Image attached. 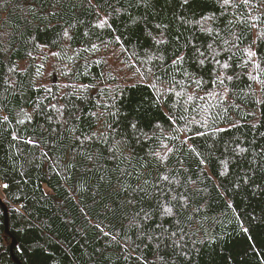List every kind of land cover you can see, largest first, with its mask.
<instances>
[{
    "label": "trees",
    "instance_id": "16d2710c",
    "mask_svg": "<svg viewBox=\"0 0 264 264\" xmlns=\"http://www.w3.org/2000/svg\"><path fill=\"white\" fill-rule=\"evenodd\" d=\"M0 195V264H264V0H0Z\"/></svg>",
    "mask_w": 264,
    "mask_h": 264
},
{
    "label": "water",
    "instance_id": "95a60500",
    "mask_svg": "<svg viewBox=\"0 0 264 264\" xmlns=\"http://www.w3.org/2000/svg\"><path fill=\"white\" fill-rule=\"evenodd\" d=\"M0 206L4 209V213H5V223H6V227H7V233H9V230H8V210L5 207V205L3 204V201L1 199V197H0ZM15 245H16V241L13 239L12 248ZM13 259L16 262V264H21L14 256H13Z\"/></svg>",
    "mask_w": 264,
    "mask_h": 264
},
{
    "label": "rangeland",
    "instance_id": "374dc122",
    "mask_svg": "<svg viewBox=\"0 0 264 264\" xmlns=\"http://www.w3.org/2000/svg\"><path fill=\"white\" fill-rule=\"evenodd\" d=\"M48 69H49V71H54L55 70V65L50 66ZM0 197H1V195H0ZM1 199H2V197H1Z\"/></svg>",
    "mask_w": 264,
    "mask_h": 264
},
{
    "label": "snow or ice",
    "instance_id": "6c2138e0",
    "mask_svg": "<svg viewBox=\"0 0 264 264\" xmlns=\"http://www.w3.org/2000/svg\"><path fill=\"white\" fill-rule=\"evenodd\" d=\"M228 2V0H225V3H227ZM178 95H179V93H178ZM192 99V97L190 96L189 97V100H191Z\"/></svg>",
    "mask_w": 264,
    "mask_h": 264
}]
</instances>
